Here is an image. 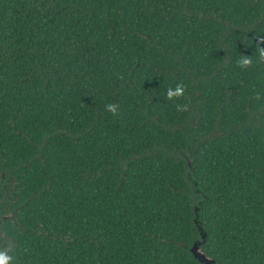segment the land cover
Returning <instances> with one entry per match:
<instances>
[{"label": "trees", "instance_id": "trees-1", "mask_svg": "<svg viewBox=\"0 0 264 264\" xmlns=\"http://www.w3.org/2000/svg\"><path fill=\"white\" fill-rule=\"evenodd\" d=\"M198 242L264 264V0H0V255L201 264Z\"/></svg>", "mask_w": 264, "mask_h": 264}, {"label": "water", "instance_id": "water-1", "mask_svg": "<svg viewBox=\"0 0 264 264\" xmlns=\"http://www.w3.org/2000/svg\"><path fill=\"white\" fill-rule=\"evenodd\" d=\"M203 238H206V234H203ZM192 253L194 257L201 263V264H217L216 261L207 256V254L203 251V244L198 242L192 248Z\"/></svg>", "mask_w": 264, "mask_h": 264}, {"label": "clouds", "instance_id": "clouds-1", "mask_svg": "<svg viewBox=\"0 0 264 264\" xmlns=\"http://www.w3.org/2000/svg\"><path fill=\"white\" fill-rule=\"evenodd\" d=\"M179 94L180 93L178 91L176 93H170V98L172 96L179 95ZM110 111L115 112V109L114 108H111ZM0 264H9L8 258H6L5 256L0 255Z\"/></svg>", "mask_w": 264, "mask_h": 264}]
</instances>
